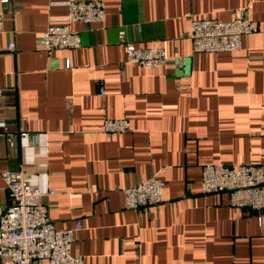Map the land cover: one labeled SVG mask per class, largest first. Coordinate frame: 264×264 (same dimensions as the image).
Wrapping results in <instances>:
<instances>
[{
  "label": "crops",
  "instance_id": "0c3cea01",
  "mask_svg": "<svg viewBox=\"0 0 264 264\" xmlns=\"http://www.w3.org/2000/svg\"><path fill=\"white\" fill-rule=\"evenodd\" d=\"M8 1L0 119L29 136L0 140V173L52 191L42 200L57 229L80 221L71 254L83 264H264V211L200 190L205 164L264 165V0H100L102 22L71 25L81 46L50 53L37 39L71 0ZM241 9L257 31L240 50L192 55L190 19L230 21ZM120 31L170 61L126 64ZM122 118L127 132L103 133L104 120ZM150 177L162 180L164 204L124 209L122 190ZM9 203L0 177V206Z\"/></svg>",
  "mask_w": 264,
  "mask_h": 264
},
{
  "label": "built area",
  "instance_id": "2783aa9c",
  "mask_svg": "<svg viewBox=\"0 0 264 264\" xmlns=\"http://www.w3.org/2000/svg\"><path fill=\"white\" fill-rule=\"evenodd\" d=\"M0 3L9 5L8 0ZM68 14L57 22L51 21L41 32L37 45L47 53L53 50L77 49L81 46L78 32L72 30V23H99L104 19V5L100 0L66 1ZM7 14L13 17L16 12L10 8L0 9V32L3 30ZM256 24L248 18L246 12L236 10L230 21L213 18L190 19L189 38L192 42V55L202 52H232L242 48V38L255 33ZM123 31L119 32L123 42L125 63L145 68L161 66L170 58L162 48L136 47L124 41ZM8 52H14L15 44L6 45ZM181 64L182 59H173ZM98 95L104 94L102 81L97 82ZM103 133H125L129 130V121L106 119ZM29 136L27 128L18 131L9 129L0 119V140L9 146H19L21 139ZM4 182L9 205L0 206V263L9 264H83L81 255L70 252L76 234L81 229L79 220L72 227L57 229L49 218L42 197L52 196L53 192L42 193L32 185L22 171L4 170L0 173ZM163 182L156 177L139 181L122 190L123 208L128 210L149 209L164 204L162 197ZM200 190L202 194L225 193L227 204L248 212L264 211V165L262 164H205L201 169ZM264 227V216L259 218Z\"/></svg>",
  "mask_w": 264,
  "mask_h": 264
}]
</instances>
